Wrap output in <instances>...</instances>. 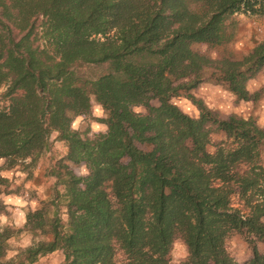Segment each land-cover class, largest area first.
Returning a JSON list of instances; mask_svg holds the SVG:
<instances>
[{"label": "trees", "instance_id": "trees-1", "mask_svg": "<svg viewBox=\"0 0 264 264\" xmlns=\"http://www.w3.org/2000/svg\"><path fill=\"white\" fill-rule=\"evenodd\" d=\"M240 15L264 17V0H0V160L27 171L54 133L68 148L52 163L54 199L23 229L0 227V264L56 251L63 264H172L178 241L181 264H264V128L192 95L212 84L259 100L248 83L264 70V38L230 49ZM182 97L199 118L173 102ZM94 103L107 130L92 138L72 126ZM7 188L0 168V217ZM58 188L66 219L49 211L62 210ZM23 232L45 239L8 259ZM235 236L249 248L244 263L229 249Z\"/></svg>", "mask_w": 264, "mask_h": 264}, {"label": "rangeland", "instance_id": "rangeland-1", "mask_svg": "<svg viewBox=\"0 0 264 264\" xmlns=\"http://www.w3.org/2000/svg\"><path fill=\"white\" fill-rule=\"evenodd\" d=\"M239 18V31L236 37L235 42L232 44L230 49H232L236 54L242 55L245 53H248L253 47L255 46V42L260 41L264 38V20L262 22H259L257 19H251L249 20L247 17H241ZM100 68L97 67H85L84 71L87 72L88 76L91 78H95V75L100 74ZM248 90L251 94H257L259 96V100L256 103L253 102H243V101H237L235 97H233L230 93L226 92L222 87L215 86L212 84H204L197 89L192 91V95L199 101H202L211 111L219 114L223 118H228L231 115H238L242 116L244 118H250L252 117L256 123L264 128V70L260 72L256 78L252 79L248 83ZM4 92V89H0V94ZM180 109L186 113L187 115L193 117V118H199L200 111L198 108L187 98H177L173 101ZM152 105L158 106L159 103L157 101H153ZM135 111L139 114H146L147 110L143 106H138L135 108ZM103 112L98 108V104L94 103L92 112L89 116H80L75 119L73 123V129L78 131H85L89 130L90 137H94L96 135H99L102 132V126H104L103 123H101V119H104ZM55 134V133H54ZM53 134V135H54ZM52 135V137H53ZM52 137L50 139L49 148L52 151V156L50 157H56L54 161L60 160L58 157L62 155L61 153V146L57 145L52 141ZM216 142L221 141L223 138L221 136H215L214 137ZM52 141V142H51ZM48 148V149H49ZM47 149V150H48ZM51 159V158H49ZM0 168L2 170V175L8 180L9 188L12 184L11 189H6L5 192H7V195L10 196V194L15 193L19 189V185H22L23 190H28L29 193H38L42 197H48L47 203L51 202L54 196V193L51 194L50 187L52 185H48V182L45 181V177L42 174V171H39L38 174L34 175V178L32 180V185H29L30 187L23 186L24 182H20V184L17 186L15 185V179L16 171L18 167L10 168L5 160H0ZM21 169V168H20ZM32 169V168H31ZM29 169L28 171H31ZM77 175L84 176L87 174V170L82 166H72L71 168ZM17 179H21L20 176ZM22 180V179H21ZM38 184L37 187L41 188L40 190L34 189V185ZM20 190V189H19ZM22 190V188H21ZM22 190V191H23ZM20 191V192H22ZM38 201H40V198H38ZM62 202V210H57L55 206H50V214L54 215L55 213H58L62 218L66 219V211L64 207V203L66 202L65 199L61 200ZM45 204V203H43ZM37 206V205H36ZM31 207V206H29ZM42 205L40 206V208ZM39 208V209H40ZM33 211V210H31ZM36 211V210H35ZM11 212L6 210V215H3L0 217V227L5 223L6 218L10 220L11 219ZM13 225V224H12ZM15 226L17 229H23L20 227ZM45 238L38 237L36 238L32 233L30 232H23L16 236L15 238L11 239L9 242V252H8V259L16 257L20 251L30 247L32 244H34L35 241L42 240ZM229 249L234 256L235 260L239 263H244L249 255L250 251L244 240L239 237L235 236L229 241ZM42 257V256H41ZM188 257V250L187 247L181 242L178 241L174 244L172 251L170 253V259L172 264H181L183 263ZM40 258V257H39ZM38 258V259H39ZM122 257H118V260H121ZM60 257L58 258L56 255H53L52 258H46L45 260L39 261V263L36 264H59Z\"/></svg>", "mask_w": 264, "mask_h": 264}, {"label": "crops", "instance_id": "crops-1", "mask_svg": "<svg viewBox=\"0 0 264 264\" xmlns=\"http://www.w3.org/2000/svg\"><path fill=\"white\" fill-rule=\"evenodd\" d=\"M241 17H247L249 20L257 19L259 22H262V20H264V17H250V16H245V15H241ZM98 108L103 112V110L101 109L99 105H98ZM106 130H107V127L105 125L102 126V132L104 133L106 132ZM57 136L58 134L55 133L52 137V141L55 140L54 142L56 143V146L57 145L61 146L60 148H61L62 155H60L58 158L62 159L66 157L68 153V148L65 142L59 141L57 139ZM50 156H52V151L49 148L42 154L36 166L32 167L31 171H28V170L24 171L20 168H17L16 176L17 178H19L20 176L22 180L16 178L14 184L15 185L17 184L18 186L20 182H24L23 186L30 187L28 186V184L33 186L32 180L34 178V175L38 174L39 171H42L43 169L42 174H44L43 176L45 177V181L48 182V185L50 186L52 185V187H50V190H51V194L54 193V196L51 199H54L55 191H56V178L51 174L50 171L52 168V163L54 162V159H56V157H50ZM37 185L38 184L34 185V189L40 190L41 188H38ZM11 187H12V184L9 189H11ZM21 188L23 190L22 185H19L20 190L18 189L15 193L10 194V196L6 194L3 197V200L5 204L7 205V210L11 212L10 217L12 220L9 221V219L6 218L5 223L1 227L13 224V225H16L17 227L24 228L26 221H27L26 219L27 213L31 210L33 211L38 210L43 203H47V199L51 196L50 195L48 197H42L41 195H39L38 197V193H35V192L29 193L28 190L22 191ZM57 190L60 191L61 199H65V191L62 188H58ZM38 198H40V201H38ZM53 255H56L58 258L60 257L59 264H63L65 260V255L63 251H56L52 254L42 256L34 264L39 263V261L45 260L46 258H49V257L52 258Z\"/></svg>", "mask_w": 264, "mask_h": 264}]
</instances>
